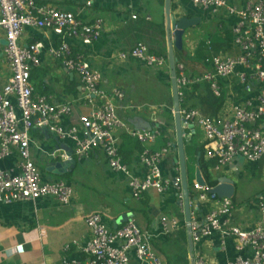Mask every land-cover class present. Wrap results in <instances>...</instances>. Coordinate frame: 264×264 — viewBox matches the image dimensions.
I'll use <instances>...</instances> for the list:
<instances>
[{
    "label": "crops",
    "instance_id": "crops-1",
    "mask_svg": "<svg viewBox=\"0 0 264 264\" xmlns=\"http://www.w3.org/2000/svg\"><path fill=\"white\" fill-rule=\"evenodd\" d=\"M35 1L41 5H53L73 12L78 11L82 5V0ZM254 1L256 0H229L238 8H244ZM172 12L177 17L185 15L202 18L199 34L194 36L189 30L186 31L183 49L176 50L177 65L185 66L190 79L201 78L210 72L212 65L207 60L214 55H240L241 51L233 41L232 28L237 22L235 17L227 15L224 11L212 14L194 7L189 0H172ZM154 13L157 17L156 23L153 22ZM133 15L137 18L134 19ZM84 17L89 22L97 19L103 21L100 39L86 48L92 68L101 74V87L108 92L119 90L124 93L123 100L116 101L118 114L134 129H147L145 125L148 124L152 129L160 131L157 141L148 148L155 151L170 147V152L161 165L164 179L173 182L181 178L180 166L177 163L169 66L150 67L133 57L120 58V53L128 52L139 42H143L152 53L168 60L165 0L100 1L87 9ZM38 40H44L47 48L42 54V64L37 68L40 92L51 97L56 104L71 101L72 112L62 119V125H77L80 116L90 109L79 101L83 97L80 79L75 74H69L61 62L55 60L48 52L56 43L55 37L49 40L45 32L26 29L22 37L23 42ZM4 43L5 31L0 27V87L7 83L11 74L4 57ZM240 70L241 68H238V71ZM221 85L222 97L214 95L223 100L216 113L212 105L214 100L208 97V88H211L202 81L194 82L183 90L181 107L195 108L206 117L224 121L234 117L235 104L256 97L264 90V85H255L250 92H246L236 77L223 80ZM200 131L197 136V129L195 134L191 129H187L185 135V141L190 143L193 140L204 151L202 160L199 155L191 161L194 169L193 182H196L197 167H200L210 187L219 178L231 179L235 187L234 196L231 198L234 210L228 221L243 230L255 228L261 218L259 198L263 194L259 193L254 200L239 204L236 197L240 194V199L242 192H239L237 183L249 175L252 180L258 179L264 187V158L250 162L238 156L230 164L216 170V162L205 157L206 140L203 131ZM116 135L119 138L123 162L135 176L144 177L147 172V168L141 163L144 146L135 138L134 141L126 139L123 131H118ZM31 138V154L43 179L64 180L73 187L74 196L69 205L61 204L55 197L11 204L0 203V264H63L64 261H79L85 264L88 255L83 248L92 236L86 218L94 213L101 214L111 230L121 228L126 223L119 222L121 217L130 215V219H134L143 231L153 235L152 246L163 264H192L182 189L168 186L164 192L149 190L137 199L132 194L127 176L110 168L101 149H95L88 158L75 159L76 163L70 166L66 174L48 172L47 167L53 159L47 154L57 149L74 152L75 144L71 141H59L47 130L36 127L31 132ZM186 159L188 169L190 160L187 153ZM19 162L20 157L14 152L11 156L0 159V167L18 171ZM211 163L214 164L213 167H209ZM191 194L192 217L203 221L208 209L213 207L198 208L194 199L196 194ZM164 218L176 220L178 227L167 231L162 224ZM18 245H23L22 253L15 251ZM236 246L237 241L233 237L217 233L203 239L195 251L205 258L207 264H229L239 254L250 255L249 249L238 252ZM136 261V255L132 252V264Z\"/></svg>",
    "mask_w": 264,
    "mask_h": 264
},
{
    "label": "built area",
    "instance_id": "built-area-1",
    "mask_svg": "<svg viewBox=\"0 0 264 264\" xmlns=\"http://www.w3.org/2000/svg\"><path fill=\"white\" fill-rule=\"evenodd\" d=\"M100 1L106 0H82L81 7L73 12L53 5H41L35 0H0V27L5 31L6 41L3 52L11 73L7 83L0 87V159L14 152L20 157L18 171L0 167V203L37 201L46 197H55L63 205L72 202L73 187L64 180L45 181L32 157L30 132L35 127L47 130L59 141L75 144L72 156L64 149H57L47 154L50 159L81 160L88 158L95 149H101L110 168L127 176L132 194L137 199L149 190L164 192L168 186L182 189L181 178L168 182L163 176L161 165L170 147L155 151L148 148L157 141L160 131L134 129L122 119L116 101L123 100L124 93L103 89L101 74L89 62L86 48L100 39L103 21L89 22L84 15L87 9ZM189 1L194 7L212 14L224 11L235 17L233 41L241 53L236 57H210L207 61L211 63L212 70L195 80L190 79L183 64H178L180 97L184 89L200 81L209 84L217 97L223 95L221 82L231 77H236L246 92L255 85H264V0L250 2L244 8L236 7L229 0ZM133 18L137 16L133 15ZM28 28L45 32L49 40L55 37L56 43L48 52L69 74L79 77L83 89V97L79 101L90 109L80 116L77 125H62V119L72 112L71 101L56 104L51 97L36 93L31 80L32 71L41 66L42 54L47 48L44 40L22 41ZM127 57L150 67L169 66L166 57L152 53L143 42L128 52L120 53V58ZM233 109L234 117L224 121L206 117L195 108L181 107L180 110L186 129L194 125L191 129L194 134L197 128L203 131L205 157L216 162V170L238 156L250 162L264 158V90L256 97L235 104ZM118 131L134 137L144 146L141 154V163L147 168L144 177L135 176L123 162L116 135ZM210 188L209 185L203 187L194 183L197 207H213L208 209L203 221L192 217L190 226L195 249L203 239L217 233L229 235L237 241L238 252L250 251L249 256L239 254L229 264H264V195L259 198L261 218L258 225L251 230H243L228 221L234 210L231 198H220L210 193ZM86 223L92 236L83 248L88 255L85 264H132V252L136 255L135 264H163L152 246L153 235L143 231L134 219L115 230H111L98 213L88 216ZM162 224L167 231L178 227V222L173 219L164 218ZM15 251L22 253L23 245L16 246ZM194 253L195 264H207L197 250ZM63 264L83 263L64 261Z\"/></svg>",
    "mask_w": 264,
    "mask_h": 264
},
{
    "label": "water",
    "instance_id": "water-1",
    "mask_svg": "<svg viewBox=\"0 0 264 264\" xmlns=\"http://www.w3.org/2000/svg\"><path fill=\"white\" fill-rule=\"evenodd\" d=\"M165 14H166V34L168 40V61L170 69V78H171V87L173 95V112L175 119V130H176V148L178 151V160L177 163L180 166V176L182 184V203L185 210L186 224L188 227V244L189 251L192 259V264H195V246L191 234L190 223L192 221V207H191V191L190 183L188 179V169H187V159L185 151V135L186 127H184L182 118H181V97L178 85V73H177V58L176 50L181 51L184 47V35L186 31L197 27L201 24L202 18L199 16H180L177 17L172 12V0H165ZM6 43V41H5ZM147 129L152 130L151 125H145ZM136 128L137 125H136ZM141 129H144L140 127ZM194 125H190L189 129H193ZM72 156L73 152H68ZM76 163L75 159L70 161L63 160H53L50 165L47 167L48 172L55 173L57 175L66 174L70 166H74ZM196 182L206 187L208 185L207 181L204 179L200 167H197L196 170ZM210 193L218 195L220 198H232L235 193L234 182L228 177H222L215 181L213 186L209 189ZM195 200L197 197L194 198ZM130 219V215L126 214L121 217L119 220L120 223L127 222Z\"/></svg>",
    "mask_w": 264,
    "mask_h": 264
},
{
    "label": "rangeland",
    "instance_id": "rangeland-1",
    "mask_svg": "<svg viewBox=\"0 0 264 264\" xmlns=\"http://www.w3.org/2000/svg\"><path fill=\"white\" fill-rule=\"evenodd\" d=\"M156 15L155 13L153 14V22H157L156 19ZM152 22V23H153ZM196 28V29H195ZM202 28V24H200L197 27H194V29H190L189 31L195 36L196 34H199L200 29ZM5 44V43H4ZM37 68H34L32 73L36 72ZM33 83L35 84L36 87V93L37 94H44L40 92V87L38 85V80L36 79H32ZM33 130V129H32ZM31 130V132H32ZM30 132V135H31ZM201 133L200 129L197 128V136H199ZM197 137H195L196 139ZM214 164H210L209 167H213ZM188 169H189V180H190V191L191 193L196 194V191L194 190V182H193V175H194V169H193V165L191 163V161H188ZM214 173V172H212ZM238 184V190L241 193L242 192V197L239 199V195L236 197V199L239 201V204H244L247 203L249 201L254 200V198L259 194H263L264 195V187H262L263 185L258 181V179L256 180H252L249 175L245 176L244 179L239 180ZM172 264V263H171Z\"/></svg>",
    "mask_w": 264,
    "mask_h": 264
},
{
    "label": "trees",
    "instance_id": "trees-1",
    "mask_svg": "<svg viewBox=\"0 0 264 264\" xmlns=\"http://www.w3.org/2000/svg\"><path fill=\"white\" fill-rule=\"evenodd\" d=\"M38 75H39V73H37V70H36V72L32 73V79L38 80ZM38 84H39V82H38ZM208 97L212 98L214 100L212 105H213V107L215 109L214 113H216L217 110L221 107V105L223 103V100L221 98L215 97L214 94L212 93V91L209 88H208ZM125 135L127 136L126 139L128 138L129 140H132L134 138V137H131L130 135H128L126 133H125ZM133 141H134V139H133ZM185 145H186V153H187L190 161H193V159L196 158L199 155H201V160H202L203 153H204L202 147H199L197 144H195L193 142V140H191L190 143L185 141ZM120 155H121V150H120ZM201 165H202V162H201ZM188 171H189V169H188Z\"/></svg>",
    "mask_w": 264,
    "mask_h": 264
}]
</instances>
